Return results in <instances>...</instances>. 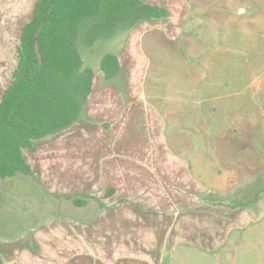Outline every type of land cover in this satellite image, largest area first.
Instances as JSON below:
<instances>
[{"label":"rangeland","instance_id":"obj_1","mask_svg":"<svg viewBox=\"0 0 264 264\" xmlns=\"http://www.w3.org/2000/svg\"><path fill=\"white\" fill-rule=\"evenodd\" d=\"M36 1L0 0V99L12 82L22 29L31 20ZM157 2L166 5L167 18L119 30L90 46L77 42L83 68L95 73L94 92L74 127L44 139L27 153L33 178H47V159L62 168L72 166L67 152L61 151L72 141L67 140L71 135L81 152L82 171L90 172L96 165L100 174L121 152L146 153V158L168 148L201 152L203 137L223 135L219 133L223 129L204 127L213 123H226L228 134L242 143L245 152L256 146L264 154V0ZM107 53L117 54L122 67L112 80L100 69ZM89 177V173L82 177L83 185ZM257 178L248 190L261 188L264 175ZM105 179L103 175L97 192L59 198L105 199ZM13 206L5 212L0 205V213H6L0 215V245L24 238L32 225L25 223L22 208ZM262 225L259 236L229 239L226 264H264ZM213 261L195 253L191 264Z\"/></svg>","mask_w":264,"mask_h":264},{"label":"crops","instance_id":"obj_2","mask_svg":"<svg viewBox=\"0 0 264 264\" xmlns=\"http://www.w3.org/2000/svg\"><path fill=\"white\" fill-rule=\"evenodd\" d=\"M142 1L167 8L157 0ZM204 127L223 129V135L203 137L201 152L168 148L148 158L146 153L121 152L123 157L117 154L101 174L96 165L82 171L72 135L61 147L72 166L62 168L47 159L46 179L33 178L27 155L33 150H24L32 175L0 179V205L5 212L18 205L28 219L25 223L32 225L24 238L0 245V264H191L195 253L213 259V264H226L229 239L259 236L264 224V184L247 189L264 175V154L256 146L245 152L228 134L226 123ZM44 139L36 141L35 148ZM88 173V184L83 185ZM103 175L105 199L59 198L97 192ZM27 204L36 210L29 212Z\"/></svg>","mask_w":264,"mask_h":264},{"label":"trees","instance_id":"obj_3","mask_svg":"<svg viewBox=\"0 0 264 264\" xmlns=\"http://www.w3.org/2000/svg\"><path fill=\"white\" fill-rule=\"evenodd\" d=\"M169 14L167 8L142 0H37L22 29L12 82L0 99V179L32 175L23 151L81 116L95 73L83 68L77 42L90 46ZM100 69L107 80L117 78L122 71L118 56L107 53Z\"/></svg>","mask_w":264,"mask_h":264},{"label":"water","instance_id":"obj_4","mask_svg":"<svg viewBox=\"0 0 264 264\" xmlns=\"http://www.w3.org/2000/svg\"><path fill=\"white\" fill-rule=\"evenodd\" d=\"M35 49H36L37 56H38V58H39V60L41 62L42 61V56H41V53H40V48H39L38 42H36V44H35Z\"/></svg>","mask_w":264,"mask_h":264}]
</instances>
